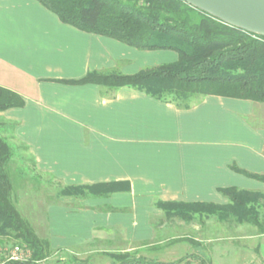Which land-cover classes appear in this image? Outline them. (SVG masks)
<instances>
[{"label": "crops", "instance_id": "0c3cea01", "mask_svg": "<svg viewBox=\"0 0 264 264\" xmlns=\"http://www.w3.org/2000/svg\"><path fill=\"white\" fill-rule=\"evenodd\" d=\"M167 53L170 62L162 60ZM177 59L82 32L37 0H0V88L25 100L0 113L1 136L26 148L20 154L33 156L37 175L63 187L130 184L108 198L61 197L49 205L44 226H32L53 253H127L135 242L172 234L170 223L202 248L209 244L219 264L234 255L237 264H264L262 201L260 226L207 215L185 222L159 207L224 206L220 189L232 187L264 194V183L234 170L264 176V104L207 96L182 109L129 87L61 82L89 72L134 75Z\"/></svg>", "mask_w": 264, "mask_h": 264}, {"label": "trees", "instance_id": "16d2710c", "mask_svg": "<svg viewBox=\"0 0 264 264\" xmlns=\"http://www.w3.org/2000/svg\"><path fill=\"white\" fill-rule=\"evenodd\" d=\"M60 21L82 32L110 38L141 51H174L177 61L134 75L89 72L71 85H98L110 89L129 87L144 91L160 101L182 109L207 96L264 104V36L222 22L183 0H37ZM20 95L0 88V113L23 108ZM1 130V129H0ZM15 155L13 145L0 135V243L17 241L31 256L26 261L6 264H43L50 244L41 239L31 223L22 217L12 200L13 185L7 172ZM264 183V176L234 168ZM130 191L128 182L60 187L59 197L108 198ZM229 200L224 206L205 203H160L168 217L191 222L198 215L219 222L234 219L238 224L260 226L263 195L237 188L220 189ZM113 264H182L194 259L210 264L198 255L176 262H148L138 253L110 254ZM74 264H89L71 259Z\"/></svg>", "mask_w": 264, "mask_h": 264}, {"label": "rangeland", "instance_id": "374dc122", "mask_svg": "<svg viewBox=\"0 0 264 264\" xmlns=\"http://www.w3.org/2000/svg\"><path fill=\"white\" fill-rule=\"evenodd\" d=\"M169 52H173V54L176 53L174 51ZM170 54L172 53H167L165 56L162 55V60L164 62H170L172 56ZM23 151H27L24 146H20L17 150L15 149V155L7 167V172L13 185L12 200L20 211L22 217L28 220L31 225L38 229V227L44 226V220L47 222V207L51 204H60L61 197L57 195V192L60 187H63V185L59 180L51 176L43 177L37 175L34 171L35 160L32 158L33 156H27L22 153L24 155L23 156L20 154ZM262 195L261 215L264 218V194ZM173 226V224L170 225V223H168V227L171 228L172 234H158V237L150 242H135V248L130 252L138 253V256L142 257L148 262H176L179 258L188 257L191 254H197L200 258H206L209 256V261L212 264L221 263V257L216 256L214 259H212L213 256L210 255L209 244L206 245L205 248H202L203 245L201 243L193 240L192 238H188L193 237L191 236L190 232L185 233L184 229H173ZM169 236L172 238L169 240H162L164 237ZM223 243L224 242L222 241L219 242L221 246L225 244ZM17 246V241L15 240H5L0 243V248L3 247L4 249L8 250V252L12 249L14 250ZM104 249H98L95 251V253L85 255L82 254V257L77 256L76 253L55 254L50 251L48 257L43 261V264H74L71 262V259H83L84 262H88L89 264H113L112 259L106 255V252L111 250ZM220 252L222 253L223 251L220 250ZM226 252L228 253L227 255L231 253L234 254L233 249H227ZM123 253L124 252L114 254ZM7 256L8 255L5 257ZM235 256L236 255L230 256L227 259L229 264H237ZM5 257L3 258L2 256V261H4ZM182 264L199 263L194 259H187Z\"/></svg>", "mask_w": 264, "mask_h": 264}, {"label": "water", "instance_id": "95a60500", "mask_svg": "<svg viewBox=\"0 0 264 264\" xmlns=\"http://www.w3.org/2000/svg\"><path fill=\"white\" fill-rule=\"evenodd\" d=\"M231 26L264 36V0H183Z\"/></svg>", "mask_w": 264, "mask_h": 264}, {"label": "built area", "instance_id": "2783aa9c", "mask_svg": "<svg viewBox=\"0 0 264 264\" xmlns=\"http://www.w3.org/2000/svg\"><path fill=\"white\" fill-rule=\"evenodd\" d=\"M4 254V255H3ZM8 255L7 257H5ZM2 256L3 258L5 257L4 261H2ZM31 254L26 249L25 247H16L14 250L12 249L11 251L8 252V250L4 249L3 247L0 248V264H6L7 262H12V261H26L30 258Z\"/></svg>", "mask_w": 264, "mask_h": 264}]
</instances>
